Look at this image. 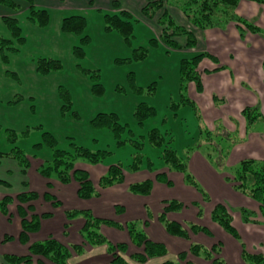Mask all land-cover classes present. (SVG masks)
Masks as SVG:
<instances>
[{"label":"rangeland","instance_id":"rangeland-1","mask_svg":"<svg viewBox=\"0 0 264 264\" xmlns=\"http://www.w3.org/2000/svg\"><path fill=\"white\" fill-rule=\"evenodd\" d=\"M95 1L91 3H96ZM98 2L101 3L97 6L103 8L108 5L103 0ZM115 2L119 3L117 0L113 1L111 10L47 9L50 20L45 27L29 19L30 5L27 2L20 5L15 0L19 6L15 10L18 13L16 16L0 10V153L8 154L19 148L26 153L33 167H45L53 160L54 149L76 153L77 146L92 152H108L101 163L89 164L92 167L101 169L121 165L129 178L135 179H145L146 176L169 170L164 162V151L167 149L174 151L187 163L196 152L206 160L209 155L211 160H215L218 148H223L226 144L216 134L222 137L230 133L225 130L218 131L220 123L214 124V127L209 125L198 103H194L190 97L195 90L194 85L188 84L187 89L182 92V61L204 53L203 44L187 48L184 45L185 38H181L180 48L169 47L160 40L162 27L158 20L162 11L154 19H148L142 12L134 15L139 10L138 3L140 2L142 11L147 0L136 1V10L122 7L120 3V8L116 9ZM34 6L36 9H45L35 3ZM166 9L178 25L191 30L196 40H202L199 31L194 32L195 29L180 10L170 7ZM122 11L133 16V34L129 43L118 31L106 30V15ZM72 16L86 18V28L82 35L65 33L62 30L64 19ZM3 17H15L18 20L21 28L19 37L4 23ZM86 36L89 39L87 44L82 41ZM152 39H157V44H153ZM76 48H80L83 55L81 52L76 53ZM143 52L144 58L140 57ZM41 60L58 61L61 68L42 74L38 70ZM182 95L191 100L195 108L186 104ZM218 100L213 96L209 103L221 106ZM145 105L154 108L156 114L140 123L135 113L139 106ZM99 114L118 116L120 125L124 127L118 137L109 128L99 129L93 126L92 122ZM253 129L264 131V120H257ZM153 130H158L163 136L160 145H152L149 141L150 132ZM45 133L52 134L56 139L57 145L54 149L46 145ZM228 136L231 137V134ZM232 138L233 142H239V139ZM120 142L123 144H119ZM139 143L142 148L137 146ZM140 158L141 170L131 172V166L137 164ZM229 158L230 155L226 164ZM2 161L0 179L13 184L11 191L15 195L11 196L14 198L12 210L20 217L17 208L20 204L16 194L25 191L20 186L22 178L18 172H8L13 161ZM81 163L84 162L78 161L76 166ZM228 184L235 190L231 183ZM4 189L0 185V190ZM44 202L47 201L42 199L37 206L42 208ZM11 205L8 207V215L5 216H10ZM165 205L166 203L164 207ZM181 225L187 227L186 223ZM192 234L190 232V240ZM29 245L30 243L27 244ZM78 246H83L85 253V246L89 245L84 243ZM127 247V252L120 254L123 258L131 254L128 245ZM34 257L40 259V256ZM37 259L32 260L31 264H41Z\"/></svg>","mask_w":264,"mask_h":264},{"label":"crops","instance_id":"crops-1","mask_svg":"<svg viewBox=\"0 0 264 264\" xmlns=\"http://www.w3.org/2000/svg\"><path fill=\"white\" fill-rule=\"evenodd\" d=\"M33 1L46 10L50 8H63V10L100 8L101 11L104 9L111 10L115 0H103V3L107 2L108 4L105 8L97 6L98 3H101L98 2L100 0ZM92 1L96 3H91ZM117 1L122 7L136 10V1L141 0ZM17 2L20 5L26 4L23 1L17 0ZM139 4L140 2L138 3L139 10L137 9L138 11H135L134 15L138 12L141 14ZM0 10H6V14H10V16L18 14L14 10L2 6H0ZM237 14L253 20L264 31V4L243 0L237 8ZM0 17H2L1 14ZM198 31L202 40L197 39V45L202 43L205 52L212 55L217 62L214 63L207 58L202 60L198 67V73L202 81L203 92L198 93L195 84L190 83V86L194 85L195 87L193 93L190 94L191 99L194 100V103H198L209 125L214 127V124L220 123L221 127L229 132L232 137L239 139L230 153L228 167L246 159L264 161V131L254 130V124L247 127L242 116L245 108L259 105L264 117V72L262 68L264 37L245 30V36L241 38L239 29L234 23L229 24L226 30ZM194 32L196 33V30ZM213 96L220 100L218 102L221 106H217V104L214 106L209 103ZM10 166L8 172L14 173L17 169L15 164L12 163ZM1 167L2 164L0 169ZM40 167H33L31 164L27 173L29 190L39 195L38 201L32 205L35 214L50 213L52 217L41 221V229L38 233L29 234L30 244L45 241L52 237L65 246L83 245L85 242L80 232L85 221L82 218L70 223L68 236L63 234L67 224L65 212L78 210L91 211L97 218L109 219L122 224L124 227L129 222H138L152 242L164 245L168 251L164 258L150 259L146 264H162L169 260L177 261L178 264H211L209 261L189 254L192 242L208 249L215 247L220 254H215L214 257L223 259L225 264H245L242 258L244 250L249 254L264 255V218L260 214L259 204L233 190L231 185L225 181L227 175L220 174L198 152L193 153L189 159L188 169L207 194L208 200L197 189L188 186L181 173L168 169L159 173L166 175L167 180L171 183L170 186L158 182L156 174L146 176L145 179H135L129 178L128 173L125 172L123 184L101 189L99 188V181L107 173L108 168L97 169L98 167H92L85 162L77 165L76 168L88 172L94 187L99 192V197L82 200L78 196L79 185L77 182L72 181L69 184H63L57 179H46L39 174ZM145 180L153 181V189L150 195L142 196L129 192L128 188L131 184ZM4 188V190H0V199L15 195H12L11 189ZM46 193L53 195L62 205L55 208L50 202H44L45 204L41 205L43 207L39 208L40 205L37 206V203H41ZM170 201L183 204V208L178 212H169L168 220L181 224L201 225L210 231L211 236L204 233L192 234L191 240H187L169 235L158 217L164 204ZM218 204H225L230 210L238 238L231 236L212 221V211ZM116 206L123 207L124 213L118 214L115 210ZM12 208L14 205L9 208L10 216H5L0 212V264H8L4 260V257L8 255L19 257L29 255V246L23 245L19 241L22 232L21 219ZM241 209L254 212L258 222L244 223L240 213ZM200 211H202L201 215H199ZM101 232L112 244L124 243L128 245L132 255L141 252L131 242L126 229L119 230L103 226ZM6 236L13 237V241L4 242L3 239ZM182 253H188L185 261L179 260V255ZM130 255H126L124 260L130 264H140L132 261ZM35 258H38L37 260H40L41 264H54L42 257L40 259L34 257L33 261ZM111 259L105 246L96 248L85 246V253L81 256L74 254L69 260V264H109Z\"/></svg>","mask_w":264,"mask_h":264},{"label":"trees","instance_id":"trees-1","mask_svg":"<svg viewBox=\"0 0 264 264\" xmlns=\"http://www.w3.org/2000/svg\"><path fill=\"white\" fill-rule=\"evenodd\" d=\"M27 2L30 5L29 19L45 27L49 24L50 16L46 9H36L33 0H18ZM243 0H147L146 6L142 9V15L148 19H154L161 11L162 14L159 17L158 24L162 27V33L160 40L167 46L172 48H180L179 41L181 38H185V47L195 48L197 46V40L194 33L191 30H187L184 27L178 25L176 21L170 15V12L166 7L175 8L180 10L181 13L187 18L189 24L195 30L206 31L210 29L226 30L228 25L234 23L237 25L241 38L245 36V30L258 34L264 37V31L259 28L256 23L248 18L241 17L237 14V8ZM258 4H264V0H249ZM0 6L10 10H18L19 6L15 3V0H0ZM114 7L120 8V4L115 2ZM4 23L10 28L13 34L17 37L20 36L21 28L18 25V20L15 17H3ZM137 21V20H136ZM106 30H116L124 36L126 42H130V37L133 34V16L122 11L113 14L106 15ZM86 28V18L84 16H72L64 19L62 30L65 33H75L82 35ZM21 39V38H19ZM83 43H88L89 39L83 37ZM153 44H157L158 40H151ZM82 53L80 48H76V53ZM83 55V53L81 54ZM140 57H145L143 52ZM210 59L212 62H217L216 59L204 52L196 55L190 60H183L181 64V80L183 83V89H187V85L194 83L198 93L203 92V85L198 73V67L203 59ZM61 68L60 62L54 60H41L39 62L38 70L42 74H48L53 70ZM264 72V61L262 64ZM63 94L67 96L64 92ZM183 96V95H182ZM215 100V99H214ZM183 101L186 104L193 106V102L183 96ZM194 107V106H193ZM195 108V107H194ZM156 111L154 108L145 106H139L135 116L143 123L146 119L154 116ZM242 116L246 121L247 127L254 124L257 120H264L259 105L254 107H247L243 110ZM95 128L103 129L109 128L118 137L124 127L120 125L119 118L115 114H99L92 122ZM218 131L223 132V128L219 125ZM209 134V133H208ZM230 135V134H228ZM225 135L220 136L218 133L216 137L225 141L223 148H218L217 157L215 160H211V157L206 156L207 160L213 165L218 172L226 174L225 180L233 185V188L240 194L250 198L257 202L260 208V214L264 218V161L256 159H246L238 163L234 168L226 167V160L228 159L231 150L238 143L233 142L231 137ZM15 136V135H14ZM212 136V134L210 135ZM228 136V137H226ZM46 145L50 148H55L57 145L56 139L50 133L44 134ZM149 141L152 145H160L163 141V136L158 130L150 132ZM123 144L120 142L119 144ZM139 148H142V144H137ZM76 153H70L67 151H61L54 149L53 160L44 167L41 166L39 174L46 179H57L63 184H69L75 181L79 185L78 196L82 200H90L92 198L99 197L98 190L94 187L88 172L84 170H78L76 164L78 161H83L87 164L97 165L101 163V160L108 152H92L86 148L75 146ZM164 162L169 167V170L179 172L183 175L184 181L188 186H191L201 192L205 199L208 200L207 194L202 190L194 176L188 169V163L186 160L177 156L172 150H165ZM2 160H11L14 162L16 169L14 172H18L22 181L20 186L23 187L24 192L16 194V199L19 202L18 212L21 217L22 232L19 236V241L23 245L29 243V234L38 233L41 229V220L51 217L50 213H44L41 216L35 214V209L31 205L34 201L39 199V195L29 190V183L27 180V173L31 167L30 161L26 153L17 148L11 153H0V165ZM139 162L131 166V172H137L141 170ZM125 180V171L121 165L110 166L107 173L100 179L99 188L107 189L115 185L123 184ZM156 180L158 182L171 185L167 180L164 173H157ZM0 185L9 189H13V184L0 179ZM153 189V181L146 180L139 183L131 184L128 188L129 192L135 195L148 196ZM44 200L52 203L55 208L60 207L62 204L50 193L44 195ZM14 202V198L11 196H5L0 200V212L4 215H8V207ZM183 208V204L175 201L167 202L162 213L159 215V221L164 226L168 234L175 237L190 240V232L193 234L204 233L211 236L210 231L203 226L197 224H187L185 228L178 222H172L167 219V213L178 212ZM115 210L118 214L124 213V208L116 206ZM30 213L32 214L30 216ZM200 211L199 215H201ZM242 220L244 223H256L257 215L247 209L240 210ZM68 223L65 225L64 235L67 236V230L70 228V222L77 218H82L85 224L81 230V236L83 237L85 244L91 247L106 246L108 253L112 256L110 264H130L124 260L120 254H125L128 250L126 244H112L101 232L103 226L117 228L119 230L126 229L130 235L131 241L134 246L141 250L139 253L131 255V259L134 262L145 264L150 259L162 258L167 256V248L158 243L152 242L146 232L142 229L138 222H129L124 226L109 219L97 218L91 211H78L71 210L66 212ZM211 218L213 222L221 226L228 234L238 238V233L233 226V218L230 210L225 204H218L212 211ZM5 242L13 241V237L6 236ZM82 255L84 253V247L78 245H72L70 247L63 245L54 238H48L45 241L36 242L29 245V255L24 257L8 255L4 257L8 264H31L34 256H40L52 261L55 264H69V260L73 254ZM189 254L195 257H200L211 264H225V261L220 258H215L214 255L220 253L215 247L208 249L198 243H191ZM188 253H182L179 255V260L185 261ZM242 258L245 264H264V255L262 254H249L245 250L242 253ZM162 264H178L177 261L169 260Z\"/></svg>","mask_w":264,"mask_h":264}]
</instances>
